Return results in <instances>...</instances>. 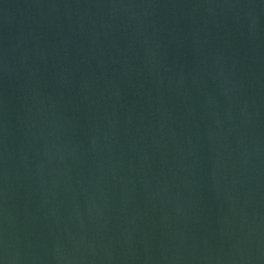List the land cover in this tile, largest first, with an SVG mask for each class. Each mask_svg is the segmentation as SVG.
Listing matches in <instances>:
<instances>
[{
	"label": "water",
	"instance_id": "obj_1",
	"mask_svg": "<svg viewBox=\"0 0 264 264\" xmlns=\"http://www.w3.org/2000/svg\"><path fill=\"white\" fill-rule=\"evenodd\" d=\"M0 264H264V0H0Z\"/></svg>",
	"mask_w": 264,
	"mask_h": 264
}]
</instances>
